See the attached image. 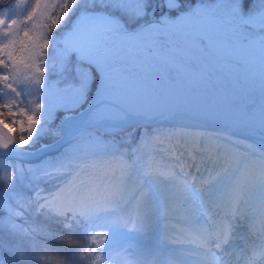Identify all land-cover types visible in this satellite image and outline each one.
Instances as JSON below:
<instances>
[{"label": "snow or ice", "instance_id": "1", "mask_svg": "<svg viewBox=\"0 0 264 264\" xmlns=\"http://www.w3.org/2000/svg\"><path fill=\"white\" fill-rule=\"evenodd\" d=\"M162 34L169 36L165 44ZM146 49L158 55L147 68L136 59ZM193 58L204 66L195 77L187 66ZM232 59L245 61L264 80V0H218L215 5L203 0L199 5L197 0H0V264H113L114 250L129 264H152L142 258L145 253L130 251L128 236L145 230L148 218L137 210L129 229L124 205L118 212L116 202L128 181L140 179L151 194L159 180L140 163L137 149L129 159L126 145L138 128L119 139L117 134L134 108L152 101L156 81L150 73L174 70L191 83ZM22 78L29 82L23 91L18 88ZM57 108L77 113L78 119L63 112L55 117L63 116L76 142L36 169L39 175L32 179L43 184L30 181L28 196H10L25 172L33 173L23 160L46 151L50 146L42 143L33 149L61 131L52 127ZM152 135L145 127L138 144ZM113 162L120 166L119 177L96 175ZM175 163L181 171L189 166L182 153ZM188 175L193 181L173 180L177 200L195 213L192 230L198 243L188 250L196 255L189 264H214L213 246L223 254L219 264H264V243L260 251L256 246L250 252L235 250L233 241L242 238L239 228L254 206L242 190L229 188V173L201 190L192 184L204 183L202 170ZM260 190L264 198V178ZM161 198L167 201L165 194ZM30 213L44 223L30 222ZM53 239L59 247L47 243Z\"/></svg>", "mask_w": 264, "mask_h": 264}, {"label": "bare ground", "instance_id": "2", "mask_svg": "<svg viewBox=\"0 0 264 264\" xmlns=\"http://www.w3.org/2000/svg\"><path fill=\"white\" fill-rule=\"evenodd\" d=\"M152 95V101L147 105L134 108L135 114L131 117L162 121L172 117L174 112L176 114L178 110L187 111L181 104L176 94V89L172 86L164 87L161 93H158L153 88ZM195 113L225 125H238L241 130L249 131V123L234 118L230 114H214L199 103H196ZM67 116H70V114ZM175 120L184 123L194 122L181 117H175ZM67 126L68 122L62 119L60 128L65 129ZM173 132L168 131L165 134L158 135L157 140L161 142H157L150 147L149 155H151V158L153 157V162L149 161L145 168L158 177L159 182L153 186L154 191L148 194L146 186L142 184L140 179L130 180L120 189L119 199L116 202L117 211H120L119 205L123 204V214L131 221L129 229L133 227V223L136 221L137 210L148 218V227L145 230L129 231L135 243V246L131 247L130 251L145 253V257L142 258L151 261L152 264H189L188 258H196L195 253L188 251L195 248L198 243V237L190 224L194 222L195 213L184 207L182 202L177 200V189L174 186L173 178L175 177L178 180L187 179L190 182L188 173H192L196 164H202V171L204 166L213 168L209 158L215 161V164L218 163L211 170L213 177L209 180H214L224 176L225 173H229V188L242 190L250 204L254 206L250 208L249 219L242 223L239 233L241 234L242 231L250 232L248 237V241H250L255 238L257 232L261 229V232L256 236L257 244H255L256 247H260L264 243V222H262L264 221V216L261 214V208H264V198H262L260 190V182L264 178V167L259 166L257 163L256 156H258V151L256 144L264 141V136L256 134L254 136L256 140L253 142L243 141L248 146V153L241 158L239 156L240 147H235L224 139L232 140L234 139L233 136L223 135V138L201 129H192L189 132ZM39 148L40 146L37 149ZM205 152L210 154L208 160L203 159L207 155L203 154ZM253 152H255V155L251 154ZM181 153L183 154V162L189 165L183 171H181L180 165L175 163V156ZM162 154H165L167 158H158ZM154 160L156 161L154 162ZM160 163L165 164L162 165ZM262 164L264 165V161ZM172 166L175 171L171 169ZM119 168V164H112L108 168L102 167L96 175L98 177H119ZM215 168L217 171L214 172ZM206 172L204 180H207V182L201 185L199 189L197 188L198 190L208 187V174ZM192 187H194V183ZM161 194L167 196L166 202L161 198ZM125 198L128 199L126 200ZM237 198L239 199V197ZM129 209H132L130 216L128 215ZM198 210L202 211L199 207ZM182 220H185V223L190 226L180 225L179 222ZM236 240L240 241V239ZM212 251L217 253L218 257L214 264H219V257L223 254L219 253L214 246ZM229 252L232 251L229 250ZM116 256L121 260L122 264H129L128 257L124 254L117 251ZM235 259L236 257L233 256V262H235ZM241 264H243L242 260ZM256 264H259V260H257Z\"/></svg>", "mask_w": 264, "mask_h": 264}, {"label": "rangeland", "instance_id": "3", "mask_svg": "<svg viewBox=\"0 0 264 264\" xmlns=\"http://www.w3.org/2000/svg\"><path fill=\"white\" fill-rule=\"evenodd\" d=\"M27 2L30 4L32 2V0H27ZM203 2L205 4H209V5H215L218 0H203ZM14 3V2H13ZM200 0H197V4L199 5ZM18 12L22 11L20 9L17 10ZM160 43L161 44H165L167 43L165 38L163 37V35L160 36ZM147 51L144 52H140L137 54L136 59L138 61H140L143 66L145 68L148 67L149 64H155L157 59H158V55H157V50L156 49H146ZM230 63L233 64V66H235L236 68L240 69L239 71L245 73L246 75L248 74L249 76L252 77H256L261 78L259 71H249V66L248 64L243 61V60H239V59H232V60H228ZM257 65H258V61H257ZM187 66L190 70V72L193 74V77H195L196 75H198L201 71L198 68H201L200 66H198L196 64V62H194L193 60H188L187 61ZM202 66V70L204 68V66L201 64ZM141 75H143V73H141ZM205 80L203 79H195L193 78L191 83H187V82H183L181 81L180 78L177 77V74L174 70H170L167 73H163V74H154V73H150L149 74V79L152 80L154 79L156 81L155 85H154V90H156L158 93H161L162 90L164 89V87L166 86H172L176 89V94L178 95V98L180 99L181 104L185 107V109L187 111L190 112H196V103L201 104L202 106H204L205 108H207L210 112L214 113V114H230L231 116H233L234 118H237L239 120H243L249 124L255 125L257 127L263 128L264 129V125H262L261 121L262 119H264V90L263 92L256 94V93H247V94H241V92L237 91V89H235V84L234 82L238 80V78H235L231 72H227L224 70H218L215 69L213 71H211L210 73H206L204 76ZM206 79H209L210 81H206ZM56 78L53 77V82H55ZM219 82L221 83L226 90H228L230 94V96H225L223 90L214 82ZM29 82L26 81L24 78L21 79L18 88L19 90H25V85L28 84ZM60 88L63 87V85H59ZM250 97L252 99H254L253 102L249 103L246 102L245 100H242L243 98ZM28 99H31V97H28ZM66 103H70V94L69 97L66 98L65 100ZM64 113V115L70 114V113H74L72 111H65L63 108H57L54 110L53 116H54V120L52 122V127L54 129H59V125L61 120L63 119V116H60L59 119H56L55 117L59 114V113ZM135 135L132 136L131 142L126 145V149L129 153V159L132 158L131 153L132 150L136 147L138 144V137L140 135V131L144 130L145 127H140V126H130L127 127L125 129H123L122 132H119L117 134V139H119L120 137L128 134V133H132L134 129H137ZM147 131L149 133H153L152 136L149 137V139L147 140L145 145H141V148L143 150L141 155H136L137 157H139V161L142 165H144V167L146 166V164L151 161L153 159V157L151 158V155H149V147L157 142H161L160 140H157V136L160 134H165L168 131H174L173 133H175L176 131H181V132H189L188 129L184 128V127H180V126H153V127H146ZM210 132V131H208ZM214 135L223 137L222 135H218L214 132H210ZM59 133L56 136H52V135H48L45 136L40 143L35 145V148H37L38 146H40V144H44V143H48L53 141L54 139L59 137ZM105 139H111V137H105ZM134 139V141H133ZM226 139L231 145L235 146V147H240V153L239 156L241 158H243L245 155H247L248 153V146L244 144V140L238 139V138H234V139H228V138H224ZM75 139L73 141H71V143H75ZM68 145H66L61 151H59L58 153L55 154H51V155H46L44 157H42L40 160H38L35 163H23V167L25 169H33V173H28L25 172V178L23 179V181H19L17 183V186L14 190L13 193H9V195H15L16 193H20L24 196H28L29 192H28V188L25 187V185H28L30 183V181L32 183H41L43 184V181H35L32 179V177L34 175H39V173L36 171V169H38L42 163L47 160V159H54L57 156H59L64 149L67 147ZM34 148V149H35ZM256 149L258 151V156H256V160L259 166L262 167V163L263 161L261 160V154L262 152H264V149L260 148L259 146H256ZM124 149L122 148V151ZM250 154V153H249ZM160 159H166V155L162 154V156L158 157ZM158 159V160H160ZM156 160H154L155 162ZM161 161V160H160ZM8 161L5 160V163H7ZM158 163V161H157ZM112 164H118L116 162H113ZM159 164V163H158ZM160 164H165V163H160ZM108 168V167H107ZM87 178V177H85ZM44 187H49V185L44 184ZM5 189H7V184H5ZM195 188V185H194ZM0 195H2V193H0ZM128 199V198H127ZM201 219H203V217H201ZM101 223H103V219L100 221ZM192 222H193V218H192ZM180 225H188L185 223V220H182L181 222H179ZM191 226H193V223H190ZM190 226V225H188ZM128 231V230H125ZM246 235L244 233H242V236ZM128 236L130 238V242L132 244V247L135 246L134 240L132 238L131 233L128 232ZM244 238V236H243ZM256 240V239H255ZM234 245H235V250L240 248V244L238 243V241L234 240L233 241ZM249 244L251 246L250 249H252L253 245L251 242H243V247L247 248L250 246H245ZM248 249V248H247ZM257 249V248H256ZM233 250V249H232ZM249 251V250H248ZM123 254V253H122ZM117 251H113V264H122L121 260L119 258H117Z\"/></svg>", "mask_w": 264, "mask_h": 264}, {"label": "water", "instance_id": "4", "mask_svg": "<svg viewBox=\"0 0 264 264\" xmlns=\"http://www.w3.org/2000/svg\"><path fill=\"white\" fill-rule=\"evenodd\" d=\"M176 115L188 117V118L197 120L199 122V124H190V126H192V127L208 128V129H212V130L224 133V134L236 135V136H241V137H245L248 139H252L251 134H248L246 132L241 131L239 126H227V125L221 124L219 122H216L214 120L204 118L202 116H198L195 114H191V113H188L185 111H177ZM72 117L74 119H76L78 117V115L76 114ZM126 123L129 125H147V126H150V125L160 124L161 122L148 121V120H142V119H136V118H129L126 121ZM162 123L173 124V125L179 124L177 122H173L172 119H168ZM67 127L65 129L61 130V137L58 138L55 142L49 144L50 147L46 151H44L42 153L37 152V154L35 156L28 157L25 160H23V162H34L46 154H50V153H54V152L59 151L71 139L69 137L68 132H67ZM250 130H251L250 133H257V134L264 135V130L260 129L258 127L250 126ZM262 147H264V141H263ZM33 151H35V150H33Z\"/></svg>", "mask_w": 264, "mask_h": 264}, {"label": "trees", "instance_id": "5", "mask_svg": "<svg viewBox=\"0 0 264 264\" xmlns=\"http://www.w3.org/2000/svg\"><path fill=\"white\" fill-rule=\"evenodd\" d=\"M12 2H14V0H12ZM7 3H8V0H5V4H7ZM29 203H30L29 201H27V202L25 201V204H24L25 205V208L28 207ZM28 219H29L30 222H34L35 224H38V225L44 223L43 217L34 216L31 213L29 214ZM52 230L53 231L56 230V228H55L54 225L52 226ZM37 239H38L39 242H44L42 237H37ZM47 243L52 248H56V247H59L60 246L59 245V241L58 240H54V239L47 241Z\"/></svg>", "mask_w": 264, "mask_h": 264}, {"label": "flooded vegetation", "instance_id": "6", "mask_svg": "<svg viewBox=\"0 0 264 264\" xmlns=\"http://www.w3.org/2000/svg\"><path fill=\"white\" fill-rule=\"evenodd\" d=\"M165 38H166V42H168L169 41V36L166 35ZM144 51L149 52L148 50H144Z\"/></svg>", "mask_w": 264, "mask_h": 264}]
</instances>
